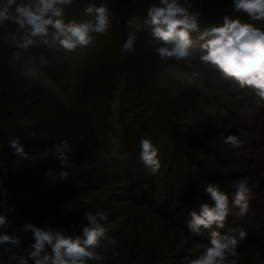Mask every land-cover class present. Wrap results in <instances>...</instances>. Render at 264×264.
<instances>
[{"label":"trees","instance_id":"1","mask_svg":"<svg viewBox=\"0 0 264 264\" xmlns=\"http://www.w3.org/2000/svg\"><path fill=\"white\" fill-rule=\"evenodd\" d=\"M134 1L146 10L151 4L158 3V0ZM190 3L194 10L200 12L202 29L222 24L225 15L239 18L243 23L254 22L246 19L245 13H236L232 0H190ZM89 4L82 0L68 7L67 19L88 18L84 10ZM109 17L119 25L118 18L111 11ZM145 17L146 14L128 17L124 35L120 29L118 56L122 58L116 65L104 48L95 51L93 44L75 52L58 47L31 49L23 52L22 59L14 63V47L4 39V33L14 31L15 25L7 22L4 28H0V162L7 164L8 186L16 203L14 218L22 226L32 223L38 227L64 229L71 235L80 234L86 223L81 216L86 210H97L98 198L109 195L115 199L112 201L111 198L112 202L122 198L103 189L101 181L94 182L102 180L106 169L121 173L122 178L117 177L114 182L128 183L130 201L136 200L138 193L141 203L151 205L154 212L165 218L180 217L172 215L177 214V208L169 193H164L157 205L161 182L165 178L177 179L175 164L166 159V148L160 150L157 146L161 168L154 175L147 170L144 173L139 159L141 137L151 138L154 144L157 142L152 123L148 121V110L152 107L159 110L156 99L165 92L163 86L156 92L158 82L168 84L166 91L177 92L178 98H194L199 102V107L193 104L189 109L180 107L170 112L174 121L191 120L188 126L195 130L215 122L230 125L227 106L210 94L220 86H237L234 92L242 94L246 100L252 95L249 107L256 108V104L263 101L257 99L254 90L249 88L247 92V87L240 88L234 78H226L218 70L202 64L198 59L199 46L194 49L197 58L187 61L189 65L185 61H161L154 53L151 30L144 24ZM137 25L140 26L139 31ZM259 28L264 29V22ZM130 33L137 36L136 51L131 55L122 49ZM41 53L50 61L45 67L39 64ZM105 64L106 67L103 66ZM134 70L136 82L133 88L130 73ZM212 80H215L213 87L210 85ZM70 88L76 91L74 99ZM237 125L240 126L239 123ZM15 137L22 139L29 154L27 159L14 156L8 147V141ZM64 140L69 141L73 149V167L69 169H61L53 155L55 145ZM206 147H203L205 153L217 156L216 149ZM49 168L55 170L51 177L44 174ZM61 171H67L68 176L61 178ZM139 178L146 188L137 192ZM199 178L204 184L211 182L216 185L202 174ZM209 202L210 205L213 203ZM189 208L183 221L179 218L177 224L192 241H208V237L203 236L205 231L197 236L188 230V213L194 207ZM116 225L119 229L113 231L109 230V224H104L106 235L115 240L121 238L122 243L114 252L111 251L112 246L108 251L99 250L105 256L103 264H181L184 256L189 257L181 254L171 255V258L155 256L153 263H147V240L134 251L129 245L130 229L127 231L126 224L122 222ZM26 236L24 249L34 242L31 232H26ZM261 252L257 259L264 264V251ZM92 262L90 264H96Z\"/></svg>","mask_w":264,"mask_h":264},{"label":"clouds","instance_id":"2","mask_svg":"<svg viewBox=\"0 0 264 264\" xmlns=\"http://www.w3.org/2000/svg\"><path fill=\"white\" fill-rule=\"evenodd\" d=\"M74 3L75 0H0V28H4L7 22L15 25L14 31L4 33V39L14 47L12 61L19 62L23 52L41 47L75 52L78 48L95 44L97 35L106 36L111 19L104 0L99 6L90 3L85 8L88 18L68 20L66 10ZM232 5L236 13L243 12L253 21L264 22V0H232ZM144 24L151 30L154 53L161 61H191L197 58L194 49L199 46L198 59L202 64L218 70L226 78H234L240 88H250L264 100V29L228 15L223 17L222 24L202 29L200 12L193 9L190 0H158L148 7ZM136 40L135 33L127 36L122 44L126 54L135 53ZM49 63L41 53L40 66L45 67ZM224 143L231 148L241 146V140L234 134L226 136ZM139 146V159L145 170L156 174L161 168L158 147L148 137H141ZM8 147L14 156L28 158L20 137L9 140ZM55 149L53 155L59 167L72 168L73 149L69 141H61ZM54 171L49 168L44 174L51 177ZM4 172L6 174V167ZM67 176V171L60 172L61 178ZM234 189L231 206L239 210V216H245L248 214L251 188L246 180L241 179ZM205 193L213 203L205 202L200 204L198 211H189L187 228L197 236L207 231L210 246L196 258L184 257L181 264H236L237 248L246 239L247 232L239 230L238 235L222 234L219 229L225 228L232 210L229 195L219 185L211 184L205 187ZM0 195L4 196L6 204L7 189L0 187ZM81 219L86 223L77 235H71L64 229L24 224L23 231L31 232L34 241L24 249L21 238L6 231L9 217L0 213V246L7 253V259L0 254V264H29L30 261L33 264H90L92 261L103 264L105 256L99 250L115 243L113 237L106 235L104 223L108 212L106 209L86 210Z\"/></svg>","mask_w":264,"mask_h":264},{"label":"rangeland","instance_id":"3","mask_svg":"<svg viewBox=\"0 0 264 264\" xmlns=\"http://www.w3.org/2000/svg\"><path fill=\"white\" fill-rule=\"evenodd\" d=\"M246 19L251 20L250 17ZM261 22L254 21L253 24L260 27ZM119 33L118 23L111 21L107 35H97L96 42L93 44L95 51L104 48L108 58L114 60V65L122 58L118 56L120 52L118 48ZM185 64L189 65L187 62ZM103 66L106 67V64ZM130 80L131 87L134 88L135 70L130 73ZM214 84L215 80L210 81L212 87ZM156 86V92H158L159 87H164L165 93L162 92L158 98L154 96L155 99L157 98V107L161 111H156L153 107L148 110V121H151V129L157 138L155 145L160 150L166 148V159L175 164L173 168L177 178L176 181L175 177L173 180H166L165 178L161 182L157 205L161 202L162 195L166 192L169 193L172 195L174 207L177 208V214L172 215L180 216V221H183L189 207H194L193 209L198 211L201 203H211L209 202L210 197L205 193V186L213 185V183L204 184L199 177L202 174V176L209 178L216 185H219L221 190L228 193L230 207H232L225 228L219 229V231L222 234L232 233L236 235H238L239 230L247 232L246 239L237 248L236 264H260L257 256L262 253L261 250L264 251L262 248L264 246V100L258 102L256 108H252L248 104L253 99L252 95H249V99L246 100L242 94L234 92L237 86H220L214 92L210 91V94L227 106L226 108L230 111V125H221L215 122L211 126L203 125L195 130L188 126L191 120L174 121L170 112L180 107L189 109L193 107V104L199 107V102L195 101L194 98H178V93L166 91L169 86L161 81ZM248 89L246 88L247 92ZM70 91L71 97L74 99L76 91L73 88H70ZM255 96L257 95L255 94ZM257 99L260 98L257 96ZM238 123L240 126H236ZM233 134L241 140L239 148H231L230 145L224 143V138ZM206 145L216 149V157L214 154L204 152L207 148ZM3 164L7 167L6 163ZM142 168L146 173L144 166ZM194 169L196 170L195 174L193 173ZM121 176L118 170L106 169L103 172L102 180L94 181H101L103 189L122 197L120 200L112 202L114 199L112 196H101L98 198L97 209L107 210L108 219L104 224H109V230L119 229L117 225L114 226L117 222L126 224L127 231L130 229L128 231L129 245L134 251L138 250L142 243L147 240L145 251L148 254L147 263H153L152 259L155 256L171 258V255L174 254L196 258L210 246V237L207 231L204 232L205 235L203 236H207L208 241H192L191 237L184 233L177 224L178 217L165 218L154 212L151 205L141 203L138 193L135 197L136 200L130 201L128 183L114 182L117 177ZM139 179L141 181L138 184L137 192L146 188V184H142V179ZM241 179L246 180L251 188L248 214L245 216H239V210L231 206V197L235 191L234 185ZM120 240L121 238L115 240L111 251L114 252L116 247L120 246L122 243ZM102 249L108 251L109 248L104 247Z\"/></svg>","mask_w":264,"mask_h":264},{"label":"built area","instance_id":"4","mask_svg":"<svg viewBox=\"0 0 264 264\" xmlns=\"http://www.w3.org/2000/svg\"><path fill=\"white\" fill-rule=\"evenodd\" d=\"M0 187L6 188L7 189V199H6V204L4 202L5 198L3 195H0V213L5 214L9 217V226L6 229L11 234L18 235L21 240H22V247L24 248V245L27 240L26 232L23 231V226L19 224L15 218H14V213L16 210V203L14 200V195L11 189L8 186V169L6 165L0 162ZM6 167L7 172L5 174L4 168ZM0 254H2L4 259H7V253L4 252V247L0 246Z\"/></svg>","mask_w":264,"mask_h":264},{"label":"water","instance_id":"5","mask_svg":"<svg viewBox=\"0 0 264 264\" xmlns=\"http://www.w3.org/2000/svg\"><path fill=\"white\" fill-rule=\"evenodd\" d=\"M82 0H75V4H78ZM89 3H95L100 5L101 0H84ZM108 5L109 11H111L119 20V25L122 35H124L127 26V18L137 15H145L147 10L141 8L134 0H104Z\"/></svg>","mask_w":264,"mask_h":264}]
</instances>
